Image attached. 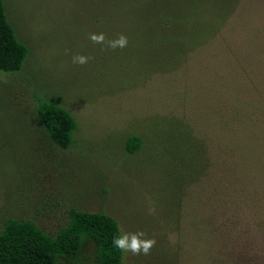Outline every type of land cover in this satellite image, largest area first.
<instances>
[{"label":"rangeland","instance_id":"374dc122","mask_svg":"<svg viewBox=\"0 0 264 264\" xmlns=\"http://www.w3.org/2000/svg\"><path fill=\"white\" fill-rule=\"evenodd\" d=\"M4 1L30 51L0 72V229L13 217L55 234L77 208L156 240L122 264H264V0H197L227 29L176 67L157 57L179 50H157L124 0ZM120 34L127 47H108ZM45 99L78 122L69 148L38 119ZM96 250L86 238L64 264H98Z\"/></svg>","mask_w":264,"mask_h":264},{"label":"trees","instance_id":"16d2710c","mask_svg":"<svg viewBox=\"0 0 264 264\" xmlns=\"http://www.w3.org/2000/svg\"><path fill=\"white\" fill-rule=\"evenodd\" d=\"M124 2L134 7L127 15L130 20H137L133 27H138L136 30L139 33L154 35L157 50L162 48L163 42L172 43L174 46L171 47L179 50L172 55L158 56L157 61L161 65H182L191 53L219 37L223 27L224 32L227 29L225 20H203V6L197 0H157V4L155 0ZM200 32L212 33L198 37ZM29 51L7 16L5 1L0 0V72L21 70ZM37 115L45 132L57 145L69 148L75 143L78 122L70 110L55 100L45 99L39 101ZM141 146L140 136L128 138L129 152L134 153ZM118 229V222L113 216L77 208L69 210L68 223L55 234L48 233L33 220L7 217L0 229V264H64L65 261H78L86 238H92L97 243L98 264H122L123 253L112 245L113 236L119 234Z\"/></svg>","mask_w":264,"mask_h":264},{"label":"clouds","instance_id":"9594fccd","mask_svg":"<svg viewBox=\"0 0 264 264\" xmlns=\"http://www.w3.org/2000/svg\"><path fill=\"white\" fill-rule=\"evenodd\" d=\"M89 39L98 44H104L106 37L104 33H93L90 34ZM128 45V38L124 34H120L118 38L108 40L107 46L113 50L120 48L123 49ZM89 57L84 55L73 56V63L84 65L88 63ZM119 234L114 235L112 239V245L114 248L118 249L124 254L132 255H147L150 253L151 249L155 246L156 240L154 238H149L148 234L143 230L137 232H128L121 226L118 229Z\"/></svg>","mask_w":264,"mask_h":264}]
</instances>
